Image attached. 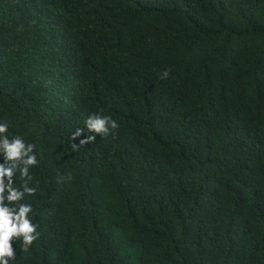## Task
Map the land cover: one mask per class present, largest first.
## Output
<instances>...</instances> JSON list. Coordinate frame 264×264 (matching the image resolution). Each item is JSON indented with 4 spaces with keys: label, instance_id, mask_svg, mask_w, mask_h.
Listing matches in <instances>:
<instances>
[{
    "label": "trees",
    "instance_id": "obj_1",
    "mask_svg": "<svg viewBox=\"0 0 264 264\" xmlns=\"http://www.w3.org/2000/svg\"><path fill=\"white\" fill-rule=\"evenodd\" d=\"M3 119L38 160L16 264H264V0H0Z\"/></svg>",
    "mask_w": 264,
    "mask_h": 264
},
{
    "label": "clouds",
    "instance_id": "obj_2",
    "mask_svg": "<svg viewBox=\"0 0 264 264\" xmlns=\"http://www.w3.org/2000/svg\"><path fill=\"white\" fill-rule=\"evenodd\" d=\"M160 79L169 78V71H162ZM119 123L110 115L94 113L85 121L84 128H77L73 138L83 134L86 128L93 135L81 141L91 144L96 135L102 138L119 128ZM7 119L0 120V264H16L17 255L12 243H19V250L28 253L32 245L39 240L38 224L33 222V204L28 198L35 195L36 187L31 170L38 166L36 145L21 135H12ZM19 177L23 183H14L13 177Z\"/></svg>",
    "mask_w": 264,
    "mask_h": 264
}]
</instances>
